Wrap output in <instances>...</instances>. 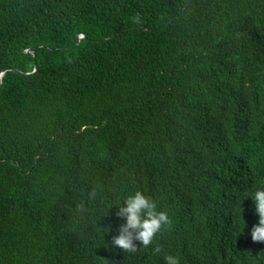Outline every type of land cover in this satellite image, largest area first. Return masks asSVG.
<instances>
[{
    "label": "trees",
    "instance_id": "obj_1",
    "mask_svg": "<svg viewBox=\"0 0 264 264\" xmlns=\"http://www.w3.org/2000/svg\"><path fill=\"white\" fill-rule=\"evenodd\" d=\"M0 72V264H264V0H0Z\"/></svg>",
    "mask_w": 264,
    "mask_h": 264
},
{
    "label": "clouds",
    "instance_id": "obj_2",
    "mask_svg": "<svg viewBox=\"0 0 264 264\" xmlns=\"http://www.w3.org/2000/svg\"><path fill=\"white\" fill-rule=\"evenodd\" d=\"M96 191L92 190L88 194L89 199H95ZM254 212L258 216V223L252 226L251 240L253 242L264 243V189H258L252 194ZM111 207V205L109 206ZM116 217L122 218L124 223L119 225L118 234L111 238V245L119 248L124 253H135L139 248L149 247L158 233L165 228H170L172 220L167 211L158 210L156 202L141 191L128 195L123 203L117 205ZM86 204L81 201L76 211L83 213ZM139 242L140 247H137ZM154 253L161 252V248L156 246ZM165 264H179V259L173 255L164 257Z\"/></svg>",
    "mask_w": 264,
    "mask_h": 264
},
{
    "label": "built area",
    "instance_id": "obj_3",
    "mask_svg": "<svg viewBox=\"0 0 264 264\" xmlns=\"http://www.w3.org/2000/svg\"><path fill=\"white\" fill-rule=\"evenodd\" d=\"M82 35L81 34H79V37H81Z\"/></svg>",
    "mask_w": 264,
    "mask_h": 264
},
{
    "label": "water",
    "instance_id": "obj_4",
    "mask_svg": "<svg viewBox=\"0 0 264 264\" xmlns=\"http://www.w3.org/2000/svg\"><path fill=\"white\" fill-rule=\"evenodd\" d=\"M1 74H2V72H0V77H1Z\"/></svg>",
    "mask_w": 264,
    "mask_h": 264
}]
</instances>
